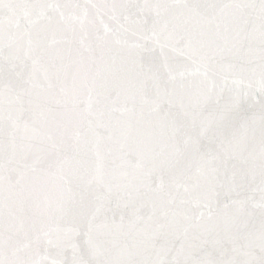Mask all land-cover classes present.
<instances>
[{
	"label": "snow or ice",
	"instance_id": "obj_1",
	"mask_svg": "<svg viewBox=\"0 0 264 264\" xmlns=\"http://www.w3.org/2000/svg\"><path fill=\"white\" fill-rule=\"evenodd\" d=\"M0 264H264V0H0Z\"/></svg>",
	"mask_w": 264,
	"mask_h": 264
}]
</instances>
